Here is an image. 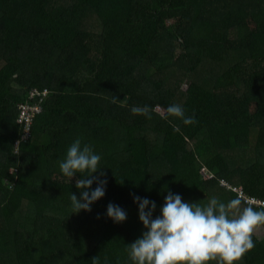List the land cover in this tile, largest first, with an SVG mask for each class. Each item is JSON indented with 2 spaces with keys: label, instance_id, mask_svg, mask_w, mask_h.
<instances>
[{
  "label": "trees",
  "instance_id": "1",
  "mask_svg": "<svg viewBox=\"0 0 264 264\" xmlns=\"http://www.w3.org/2000/svg\"><path fill=\"white\" fill-rule=\"evenodd\" d=\"M24 104L41 107L28 133ZM172 104L198 123L163 118ZM76 139L107 180L90 212L59 168ZM169 191L264 200V0H0V264H133L134 197L155 218ZM253 241L240 264H264Z\"/></svg>",
  "mask_w": 264,
  "mask_h": 264
},
{
  "label": "clouds",
  "instance_id": "2",
  "mask_svg": "<svg viewBox=\"0 0 264 264\" xmlns=\"http://www.w3.org/2000/svg\"><path fill=\"white\" fill-rule=\"evenodd\" d=\"M120 100L114 96L112 103ZM123 106V105H121ZM133 115L151 119L149 106H132ZM166 113V114H165ZM162 117H174L185 125L198 123L194 116L188 117L180 104L169 105ZM101 157L91 145L76 139L68 148L66 157L59 162L64 177L76 180L81 198L70 196L74 213L91 211V205L105 196L107 180L95 177L99 171ZM105 174L101 172V176ZM93 183L97 187L92 189ZM139 206V219L146 231L135 242L127 245L133 264H240L244 256L255 248L253 235L264 226V209L257 211L253 206H242L235 198L227 203L212 197L207 204L184 202L179 194L169 191L161 208V215L153 218L156 203L147 198L134 197ZM149 205L151 207L149 208ZM107 215L116 223L126 221L127 214L119 206L109 204ZM98 264V257L93 258Z\"/></svg>",
  "mask_w": 264,
  "mask_h": 264
},
{
  "label": "built area",
  "instance_id": "3",
  "mask_svg": "<svg viewBox=\"0 0 264 264\" xmlns=\"http://www.w3.org/2000/svg\"><path fill=\"white\" fill-rule=\"evenodd\" d=\"M40 105H29V104H24L21 105V114H20V121L25 122L26 125V133L29 132V127L28 125L31 122L32 116L35 114V112L40 110ZM248 202H250L251 205H264V200L260 199L255 196H247L243 195Z\"/></svg>",
  "mask_w": 264,
  "mask_h": 264
},
{
  "label": "rangeland",
  "instance_id": "4",
  "mask_svg": "<svg viewBox=\"0 0 264 264\" xmlns=\"http://www.w3.org/2000/svg\"><path fill=\"white\" fill-rule=\"evenodd\" d=\"M159 109H160V107H159ZM256 232L260 237H264V229H262V227H260Z\"/></svg>",
  "mask_w": 264,
  "mask_h": 264
}]
</instances>
